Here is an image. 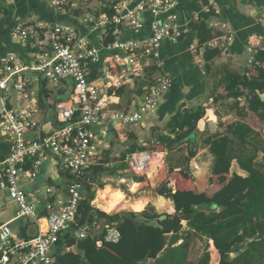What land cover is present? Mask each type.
<instances>
[{
    "label": "crops",
    "instance_id": "1",
    "mask_svg": "<svg viewBox=\"0 0 264 264\" xmlns=\"http://www.w3.org/2000/svg\"><path fill=\"white\" fill-rule=\"evenodd\" d=\"M111 1L70 0L63 11L55 12L51 0H0V59L9 53H15L24 64H29L35 53L45 50L43 37L21 42L14 34L20 23L40 21L48 25L74 28L80 37L87 39L97 48L99 60L91 67L89 79L96 82L102 94L110 97L109 109L134 110L146 90L156 84L159 78L168 77L171 80L170 88L162 96L156 111L140 123L115 126L105 122L93 127L97 152L85 173L90 182L84 188V195L86 188L93 195L90 206L114 218L128 213L138 216L144 211L159 216H173L171 200L159 195L158 191L165 187L174 193L187 186L188 182L181 173H186L192 179L191 184L197 193L209 197L223 187L224 177L227 179L234 174L242 178L248 176L240 167V163L251 164L264 175V123L246 109L245 96L237 99L226 98L223 85L230 73L247 78L255 75L249 64L251 53L247 41L254 35L264 34V0H212L211 3L209 0L208 3L204 0H176L174 9L162 14L161 20H167L175 14L181 37L174 43L168 40L160 43L158 60L150 62L139 76L131 75L128 65L121 67L116 59L122 60L124 55L116 50H109L107 46L115 40H146L151 34L149 25L152 17L144 16L145 24L139 31L127 27L118 28V32L112 34L113 41L107 42L110 40L108 29L93 28L85 20L88 16L99 18L105 15L110 9ZM202 22L206 23L211 31V39L208 41L227 34L233 37L226 49L212 58H206L209 49L200 44L198 33L193 30L194 26ZM212 50L214 49H210ZM107 70L112 74H121L124 70V73H130L129 79L119 86L112 85L105 77ZM33 78L34 74L32 78L28 77L29 81ZM39 81L36 87H29L38 109V127L28 134V141L45 139L60 128L54 103L66 99L71 93V85L68 82L58 87L46 83L48 96L42 98L40 103L42 80ZM259 97L264 101V94ZM191 113L201 114L194 124V130L188 132L189 125H192L191 120L187 121L190 124L185 123L184 128L180 129L181 121ZM176 115L184 118L180 117L175 122ZM221 138L229 141L227 156L231 164L229 175L217 177L212 175L214 156L209 147L212 141ZM136 150H150L156 153L155 163L146 175H134L127 169L125 157ZM10 151L11 143L0 138V165L5 162ZM44 153L47 159L39 168L37 177L32 181L22 179L21 186L29 201L39 202V224L43 229L47 227L48 216L43 207L46 190L52 191L49 200L58 199L65 203L68 199L66 189L70 183L62 161L52 157L49 151ZM25 169L32 171L30 161L26 162ZM95 169L98 170L94 174ZM106 188L111 190L113 195L121 193L127 204L142 202L141 210L137 212L125 207L112 213L103 211L105 202L99 194ZM17 212V205L0 189V228L8 224L16 237L33 238L38 231L37 225L30 220L18 219ZM75 220L62 233L51 252L55 264H59L63 254L78 252L76 242L72 245L67 243L69 237L76 241L84 239L80 238V234H84L85 238H100L105 231V239L106 227L118 232L117 220H102L101 224L94 220L77 229ZM181 226L179 232L165 236L164 249L155 260L148 259L139 264H196L205 252L209 254L208 264H218L220 256L212 241L190 230L184 221ZM96 244L100 247L101 239H97ZM184 245L185 249L182 250Z\"/></svg>",
    "mask_w": 264,
    "mask_h": 264
},
{
    "label": "built area",
    "instance_id": "2",
    "mask_svg": "<svg viewBox=\"0 0 264 264\" xmlns=\"http://www.w3.org/2000/svg\"><path fill=\"white\" fill-rule=\"evenodd\" d=\"M69 1L51 0L53 11H63ZM111 4V17L106 14L99 18L88 16L85 22L93 28L112 27L115 35L120 27L139 31L145 24L144 16L152 17L151 34L146 40H115L107 46L109 50L124 55L122 60L116 59L117 63L121 67L128 65L131 75L139 76L150 62L158 60L160 43L164 40L174 43L181 37L175 14L161 20L162 14L174 9L176 0H115ZM262 22L264 25V20ZM14 34L21 42L43 37L46 49L35 53L29 64H24L15 53L0 59V138L12 146L10 155L0 165V189L17 205V218L34 222L38 231L31 239H20L8 224L3 225L0 228V264H55L51 252L62 233L74 223L78 206L84 199V188L90 182L85 173L97 152L93 127L105 122L115 126L140 123L156 111L162 96L170 88L171 80L159 78L146 90L136 109L112 110L108 108L110 97L102 94L96 82L89 79L91 67L99 60L98 50L90 41L80 37L74 28L35 21L18 24ZM232 39L231 34L216 36L203 47L223 51ZM247 42L251 53L249 64L253 65L255 55L264 53V34L254 35ZM33 74V80L29 81L28 77L32 78ZM129 75L124 70L121 74L105 72V77L116 86L127 81ZM40 79L53 87L68 82L71 93L66 99L54 103L60 128L45 139L28 141V134L38 127V109L29 87H36ZM46 151L62 161L70 183L65 203L58 199L49 200L52 191L46 190L43 207L48 216L47 227L43 229L39 224V202L29 201L21 186L22 179L32 181L37 177L39 168L47 159ZM155 155L150 150L129 153L125 157L127 169L134 175H146L155 163ZM158 158L162 161L160 155ZM27 161L32 163V171L25 169ZM106 233L108 242L116 243L120 238L113 228L106 227ZM80 238L85 235L80 234Z\"/></svg>",
    "mask_w": 264,
    "mask_h": 264
},
{
    "label": "trees",
    "instance_id": "3",
    "mask_svg": "<svg viewBox=\"0 0 264 264\" xmlns=\"http://www.w3.org/2000/svg\"><path fill=\"white\" fill-rule=\"evenodd\" d=\"M208 3V0H204ZM115 3V0L112 1ZM111 2V3H112ZM112 5V4H111ZM211 13L213 11L210 9ZM106 15H113L112 6L106 11ZM108 37L112 42L113 28L108 27ZM198 33L200 44L204 45L209 39L210 30L207 24L202 22L193 27ZM220 50H207L206 58L218 55ZM255 71L254 76L239 77L230 73L225 78L224 90L226 98L237 99L245 96L246 109L257 116L264 123V101L259 95L264 94V53L259 52L254 57V64L250 66ZM92 78V77H91ZM46 81H41L39 93L40 103L47 97ZM41 105V104H40ZM200 113H191L180 123V129L184 124L189 125L188 132L194 130V124L199 120ZM181 116H175V122ZM184 118V117H181ZM229 141L226 138L214 140L210 143V150L214 156L212 175L221 177L229 175L230 159L227 156ZM248 176L242 178L236 174L223 178V187L214 195L199 194L193 188L192 179L186 173H181L188 185L174 193L162 187L158 194L171 200L174 214L166 215L164 220H159V215L149 214L147 211L141 214L128 213L120 217H112L93 209L90 203L93 195L89 189L80 202L75 217L77 226L81 227L94 220L101 224L117 220V230L120 239L117 243H109L104 239L105 231L100 238L86 237L76 241L69 237L67 243H77V253L63 254L59 264H139L142 261L155 260L165 246V236L175 234L182 228L181 222H186L187 227L196 234L212 241L214 248L220 256L218 264H264V175L251 164L240 163ZM98 169H95V174ZM70 177V176H69ZM86 187V186H85ZM157 221L162 229L148 225ZM67 239V237H66ZM97 239H101L102 245L97 246ZM185 245L182 246V250ZM209 254L205 252L196 264H208Z\"/></svg>",
    "mask_w": 264,
    "mask_h": 264
},
{
    "label": "bare ground",
    "instance_id": "4",
    "mask_svg": "<svg viewBox=\"0 0 264 264\" xmlns=\"http://www.w3.org/2000/svg\"><path fill=\"white\" fill-rule=\"evenodd\" d=\"M131 189V188H130ZM135 187L133 188V190ZM130 191V190H129ZM124 194V193H123ZM100 198L102 201H104L107 205V211L109 213H112L116 210L125 208V207H130L134 211H140L142 208V202H137L134 204H127L124 202V196L121 193H117L116 195H113L111 190L106 188L104 191L100 192ZM141 199V198H140Z\"/></svg>",
    "mask_w": 264,
    "mask_h": 264
},
{
    "label": "water",
    "instance_id": "5",
    "mask_svg": "<svg viewBox=\"0 0 264 264\" xmlns=\"http://www.w3.org/2000/svg\"><path fill=\"white\" fill-rule=\"evenodd\" d=\"M165 217H166V215H162V216H160V218H158V219H159V220H164ZM148 225H153L154 227H158V228L162 229V226H160V225L158 224L157 221H153V222H151V223H148ZM103 230H104V229H103ZM101 231H102V230H101Z\"/></svg>",
    "mask_w": 264,
    "mask_h": 264
},
{
    "label": "rangeland",
    "instance_id": "6",
    "mask_svg": "<svg viewBox=\"0 0 264 264\" xmlns=\"http://www.w3.org/2000/svg\"><path fill=\"white\" fill-rule=\"evenodd\" d=\"M115 192H118V191H115ZM117 194V193H116ZM99 201V200H98ZM105 204V203H104ZM103 204V206H102V210L103 211H105V212H107V213H109L108 211H107V205H104ZM143 205V204H142Z\"/></svg>",
    "mask_w": 264,
    "mask_h": 264
}]
</instances>
